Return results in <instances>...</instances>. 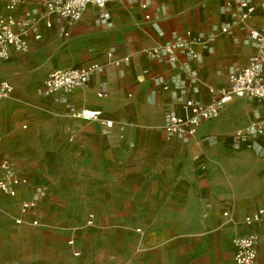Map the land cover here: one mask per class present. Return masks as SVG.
<instances>
[{"label": "crops", "instance_id": "crops-1", "mask_svg": "<svg viewBox=\"0 0 264 264\" xmlns=\"http://www.w3.org/2000/svg\"><path fill=\"white\" fill-rule=\"evenodd\" d=\"M242 1L253 6L247 19L240 17ZM42 3L17 4L11 13L31 16L34 32L27 51L12 49L0 59V80L13 86L0 100V161L10 160L27 179L15 197L0 193L14 202L15 218H23L15 223L22 238L13 241L31 242L23 237L44 211L54 228H73L78 220L71 215L81 213L99 231L100 245L129 248L106 254L103 262L233 264V238L253 231L257 264H264V220L253 227L243 220L264 209V136L235 137L264 116V104L233 98L192 137L170 136L163 128L167 107L179 111L188 99L209 103L229 75L251 61L257 46L248 30H264V0H118L103 9L88 6L72 23L48 14ZM186 30L197 57L177 52L170 61L156 51ZM92 62L98 68L87 84L43 93L50 70ZM81 109L100 111L113 125L104 130L97 120L72 115ZM61 183L66 204L40 211L47 197H61ZM45 184L51 193L39 198L34 189ZM22 198H36V208L20 214ZM122 227L136 231L128 242L119 238ZM69 240L70 254L79 256L75 239Z\"/></svg>", "mask_w": 264, "mask_h": 264}, {"label": "built area", "instance_id": "built-area-1", "mask_svg": "<svg viewBox=\"0 0 264 264\" xmlns=\"http://www.w3.org/2000/svg\"><path fill=\"white\" fill-rule=\"evenodd\" d=\"M5 8L8 13L4 14L0 8V59L6 58L10 50L27 51L29 48V34L34 32V22L31 16L15 17L11 12L21 0H5ZM43 6L48 14H55L72 23L79 19L82 11L88 6L103 9L106 5L118 0H42ZM230 5V3H228ZM145 8L146 5L142 4ZM242 9L241 19H247L253 12V6L246 1L239 3ZM148 18V15H146ZM51 26L50 22L46 23ZM226 31V27H222ZM249 38L256 44L257 52L251 61L229 75L228 85L217 89L209 103H200L192 99L184 100L179 103V111L175 107H167L164 114L165 123L163 128L170 136L192 137L202 122L217 117L222 108L233 98H247L256 100L264 104V30L250 28ZM190 30L179 34L169 43L159 45L156 51H164L168 54L170 61L176 60L177 52H184L191 58L197 57V53L192 48ZM34 37L40 35L35 32ZM128 60V58H125ZM98 68L97 63H86L65 68H55L50 70L44 79L43 93L46 95L58 91L70 92L75 88L87 84L90 75ZM166 88V86L164 87ZM13 91L12 84L6 79L0 80V100L9 96ZM75 117L97 120L105 128L113 125L112 120L101 118L100 111L81 109L72 113ZM264 136V116L250 122L245 127L235 132V137L240 140ZM27 183V179L18 175L8 159L0 161V193L8 197H15L18 189ZM38 191H35V195ZM37 206L36 198L20 199L19 212L25 214L32 211ZM93 215L89 216L88 223H92ZM244 223L253 227L264 220V209L244 216ZM16 224H22L21 216L14 219ZM36 224V221H33ZM257 240L256 232H247L233 238V264H257ZM69 240L68 244H72ZM78 255L79 252H74Z\"/></svg>", "mask_w": 264, "mask_h": 264}, {"label": "rangeland", "instance_id": "rangeland-1", "mask_svg": "<svg viewBox=\"0 0 264 264\" xmlns=\"http://www.w3.org/2000/svg\"><path fill=\"white\" fill-rule=\"evenodd\" d=\"M64 185V183H61L62 191L59 192L61 197L50 201L47 196L51 192L47 184L44 187L34 189L38 191L39 198L47 197L45 202L41 204L40 211L41 208L43 210L48 209L51 204L59 206L66 204ZM141 185L146 188L149 185L152 186L151 183L136 182V186ZM82 204L81 201H78V206H82ZM15 215L14 202L0 197V229L2 227L11 228L0 231V233L2 232L0 235V264H58L59 261H64V259H69L71 264H116L112 260L103 262L105 259L103 256L106 254L124 255L128 253L129 248L124 244L100 245L101 242L97 238L99 231L93 226H87L85 224L86 215L81 213L71 215L75 220H78L73 228H64L62 225L54 228L55 224L51 221L52 214L44 211L43 215H40L38 225L33 233L28 237H23L24 239H30L31 242L15 243L13 238H22L15 226ZM135 232L134 229H124L122 227L118 231L119 238L121 241H127ZM85 235L89 239L84 238ZM71 238L75 239V245L80 250L79 256H72L67 249L66 242ZM49 247L54 248V252L49 251Z\"/></svg>", "mask_w": 264, "mask_h": 264}]
</instances>
